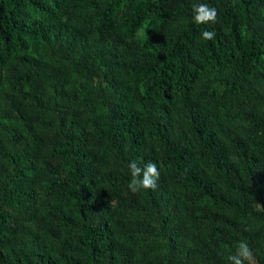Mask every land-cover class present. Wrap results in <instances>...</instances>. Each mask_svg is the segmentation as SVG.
Wrapping results in <instances>:
<instances>
[{
  "label": "trees",
  "instance_id": "16d2710c",
  "mask_svg": "<svg viewBox=\"0 0 264 264\" xmlns=\"http://www.w3.org/2000/svg\"><path fill=\"white\" fill-rule=\"evenodd\" d=\"M240 242L264 264V0H0V264H231Z\"/></svg>",
  "mask_w": 264,
  "mask_h": 264
},
{
  "label": "clouds",
  "instance_id": "9594fccd",
  "mask_svg": "<svg viewBox=\"0 0 264 264\" xmlns=\"http://www.w3.org/2000/svg\"><path fill=\"white\" fill-rule=\"evenodd\" d=\"M217 17V11L215 8L210 7L205 3H198L193 7V20L197 25L215 23ZM215 33L208 30H204L201 34V38L204 40H211L214 38ZM131 173V180L129 182V189L132 192H138L141 190L154 189L156 187V180L159 177L157 164L154 162H148L143 168L139 167L135 161L129 164ZM252 253L248 245L244 242H240L237 246V252L234 255L228 257L231 264H243L245 260H249Z\"/></svg>",
  "mask_w": 264,
  "mask_h": 264
}]
</instances>
